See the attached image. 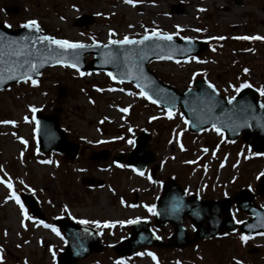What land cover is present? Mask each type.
I'll return each instance as SVG.
<instances>
[{
	"label": "rangeland",
	"instance_id": "1",
	"mask_svg": "<svg viewBox=\"0 0 264 264\" xmlns=\"http://www.w3.org/2000/svg\"><path fill=\"white\" fill-rule=\"evenodd\" d=\"M262 1L242 0L234 4L233 0H132V3L125 0H0V21L16 25L35 20L47 34L82 44L138 37L149 29L222 40L226 45L222 53H203L195 58L193 67L178 70L171 65H152L150 68L154 67L156 73L178 89L187 87L188 79L204 69L210 72L212 83L227 90L231 74L245 66L253 71L245 75L248 81L264 82V43L250 51L238 52L233 48L235 38L264 34V27L259 25V18H264ZM177 3L183 4L184 13L170 15L169 7ZM7 4H17L21 10L7 17L2 13V7ZM82 15L92 16V24L75 26ZM90 58L85 57L86 61ZM36 83L19 88L12 86L0 93V264H55L57 253L63 248V242L56 235L32 226L26 218L27 211L23 208L22 212L20 202H16L18 198L13 199L14 194L35 196L50 213L49 217L67 215L104 230L107 236L100 239L104 245L126 237L128 229L123 225L128 221L154 218L146 212L158 189L125 167L114 169L111 158L90 165L87 157L65 162L56 154L46 158L34 156L32 109L51 113L56 106V86L67 87L60 126L71 140L87 145L92 151L127 154L135 137L141 131H148L153 135L151 144L163 167V178L176 175L180 186L199 193L207 189V197L232 194L248 182L256 185L258 176L264 172V156L250 158L247 147L240 142L236 148L222 147L220 140L209 132L198 137L183 133L185 125L181 117L163 119V111L148 105L137 90L130 85L112 83L102 72L81 75L72 68L55 66L44 70ZM125 108L127 111H122ZM207 140L218 142L212 148ZM82 177H98L105 183L88 189L80 183ZM50 200L51 204L46 205ZM257 203L264 205V199ZM233 216L238 222L246 218L238 212ZM106 221L112 230L104 226ZM184 224L192 233L189 220L185 219ZM171 230L167 225L156 233L165 241ZM248 245L257 246L260 251L249 255ZM148 250L120 259L106 249L78 264H264V234L243 244L237 234H227L218 240L200 242L194 248L157 249L158 256Z\"/></svg>",
	"mask_w": 264,
	"mask_h": 264
},
{
	"label": "water",
	"instance_id": "2",
	"mask_svg": "<svg viewBox=\"0 0 264 264\" xmlns=\"http://www.w3.org/2000/svg\"><path fill=\"white\" fill-rule=\"evenodd\" d=\"M16 11L7 9L8 13ZM176 12L182 13L172 10V13ZM81 21L80 24L84 25L90 23L86 18ZM148 36L151 38L138 44H110L107 47L94 44L83 48H60L48 40H43L45 35L36 26H23L11 31L0 24V91L9 84L33 79L42 69L55 64L68 63L83 71L102 70L111 73V77L117 81L133 83L150 101H155V104L167 110L175 111L178 107L189 132L198 133L213 128L223 133V138L228 142H234L241 136L253 152L264 153V107H261L264 104L260 102L259 92L248 86L228 99L213 86L209 88L210 83L204 79L196 80L190 89L182 93L176 91L160 82L147 69V64L156 59L174 61L199 55L208 50V43L178 40L172 36L171 40ZM86 54L94 56L88 65L84 64ZM57 96L56 102L60 104L66 96V89H61ZM37 120L39 151L42 154L56 151L64 154L67 160L77 156L79 146L66 140L64 132L58 128V115L39 114ZM149 140L150 135L142 133L135 142L134 150L124 158V162L139 170L152 163L155 160L154 154L150 149L145 151ZM103 157L106 158V155ZM88 183L92 184V181H87L86 184ZM257 193L264 194V176L257 187ZM22 198L32 214L42 218L35 201L26 196ZM252 198V192L247 189H242L233 198H224L220 202L200 201L198 197L186 198L183 190L170 179L164 184L154 207L155 228L162 229L166 223L173 227V234L168 241L164 243L158 240L151 232L148 222H135L127 239L109 247L123 257L134 254L141 247L186 248L206 238L220 237L226 231L237 228L235 221L230 218L231 203L237 210L251 216L239 225L243 234L264 232V208L255 205ZM220 216L224 219L220 220ZM184 217L191 221L195 229L192 239L184 229ZM58 225L64 230L67 248L59 255L56 264H76L91 253L104 249L94 231L66 221Z\"/></svg>",
	"mask_w": 264,
	"mask_h": 264
},
{
	"label": "snow or ice",
	"instance_id": "3",
	"mask_svg": "<svg viewBox=\"0 0 264 264\" xmlns=\"http://www.w3.org/2000/svg\"><path fill=\"white\" fill-rule=\"evenodd\" d=\"M126 3H132V0H125ZM25 27H30V26H36V21L33 20V21H30L28 22L27 24L24 25ZM154 36H157L158 38L160 39H163V40H171V36L167 33L163 34V35H160L159 33L157 32H153ZM151 37L148 36V35H145L144 37H142L141 40H137V41H134V40H130L128 37H124L123 40H109V43L110 44H138V43H142L143 40H148L150 39ZM241 39H264V37H260V36H256V37H240ZM43 40H48L50 43L52 44H55L57 45L58 47L60 48H83L85 47V45H82V44H78V43H70L66 40H55L51 37H42ZM218 39H224V37H218ZM107 47V46H105ZM72 67H75V65H70ZM81 75H83V73H81ZM109 76H111V73H109ZM33 84L36 83L35 80L32 81ZM248 85H241V87H247ZM209 88H212V85L209 84L208 85ZM237 91H239V89H237ZM141 96H145V98H148L146 96V94L144 92H141L140 93ZM261 95H264V91H261ZM231 102V101H230ZM153 103H155V101H153ZM261 107H264V105H261ZM32 111H35V109H32ZM122 111H127V109H122ZM169 116H171V113H169ZM3 123H10L9 121H4ZM23 142V141H22ZM9 187H11V184L8 185ZM13 199H16L15 196H13ZM16 202L19 203V200L16 199ZM21 211L23 212V206L21 205ZM149 211H152L151 208H149ZM135 221H128V223H134ZM80 223H87V221H80ZM93 223H96V222H93ZM123 223V222H121ZM104 226H110L108 224V222H104ZM45 227H49V225H45ZM52 231L53 232H56L57 235H59V232L56 231L55 228H52ZM241 241H244L246 239L245 236L241 235L240 237ZM51 251V249H49ZM149 255H152L151 253H149ZM153 259H155V257H153ZM122 264V262H121ZM237 264H239V262H237Z\"/></svg>",
	"mask_w": 264,
	"mask_h": 264
},
{
	"label": "flooded vegetation",
	"instance_id": "4",
	"mask_svg": "<svg viewBox=\"0 0 264 264\" xmlns=\"http://www.w3.org/2000/svg\"><path fill=\"white\" fill-rule=\"evenodd\" d=\"M264 8V7H263ZM153 179L154 180H152L153 181V183L151 184V186H153L152 188H154V189H158L157 188V186H158V184H159V182H161L163 179H165V178H163V176H161V175H159V174H156L154 177H153ZM48 221V220H47Z\"/></svg>",
	"mask_w": 264,
	"mask_h": 264
},
{
	"label": "bare ground",
	"instance_id": "5",
	"mask_svg": "<svg viewBox=\"0 0 264 264\" xmlns=\"http://www.w3.org/2000/svg\"><path fill=\"white\" fill-rule=\"evenodd\" d=\"M262 24H264V19H261Z\"/></svg>",
	"mask_w": 264,
	"mask_h": 264
}]
</instances>
